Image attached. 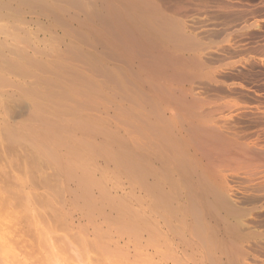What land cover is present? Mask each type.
<instances>
[{
  "label": "bare ground",
  "instance_id": "bare-ground-1",
  "mask_svg": "<svg viewBox=\"0 0 264 264\" xmlns=\"http://www.w3.org/2000/svg\"><path fill=\"white\" fill-rule=\"evenodd\" d=\"M255 1L0 0V264H258Z\"/></svg>",
  "mask_w": 264,
  "mask_h": 264
},
{
  "label": "rangeland",
  "instance_id": "rangeland-1",
  "mask_svg": "<svg viewBox=\"0 0 264 264\" xmlns=\"http://www.w3.org/2000/svg\"><path fill=\"white\" fill-rule=\"evenodd\" d=\"M251 2H253L252 0H250ZM259 1H263V0H256L255 2H259ZM261 25H259V27H258V29H256V32L258 31V33H262V34H264V28H261V27H264V22L262 21L261 23H260ZM258 40V39H257ZM1 236H4V235H1L0 234V237ZM1 254V253H0ZM5 254H6V256H5ZM4 255H2L3 256V258H5V257H7V256H9L10 258L12 257V255H7V253H5ZM255 255V256H253V255ZM259 254L258 253H255V252H251V254H250V256H248V258L250 259V258H252V260H254V257H258V258H260V260L262 259V260H264V254L263 253H261L259 256H258ZM262 255V256H261ZM263 257V258H262ZM258 258H255L256 260H258V264H264V262L261 260V262L259 263V259ZM250 261H251V259H250ZM24 264V263H23Z\"/></svg>",
  "mask_w": 264,
  "mask_h": 264
}]
</instances>
